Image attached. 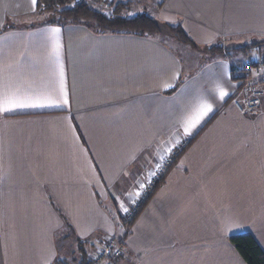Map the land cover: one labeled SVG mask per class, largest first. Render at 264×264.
I'll return each mask as SVG.
<instances>
[{"label": "crops", "instance_id": "crops-1", "mask_svg": "<svg viewBox=\"0 0 264 264\" xmlns=\"http://www.w3.org/2000/svg\"><path fill=\"white\" fill-rule=\"evenodd\" d=\"M111 1L182 26L200 49L168 32L35 23L38 0H0V103L47 105L0 112V264L72 262L122 238L126 205L190 141L117 264H246L230 238L264 251V102L238 112L239 54L205 48L264 42V0Z\"/></svg>", "mask_w": 264, "mask_h": 264}, {"label": "trees", "instance_id": "trees-1", "mask_svg": "<svg viewBox=\"0 0 264 264\" xmlns=\"http://www.w3.org/2000/svg\"><path fill=\"white\" fill-rule=\"evenodd\" d=\"M110 2L107 3L108 10L106 11L103 6L104 3L100 0H80L79 2L77 0H38L36 14L42 19V24L44 25H80L98 34L155 37L164 32H168L179 42L191 49H200L182 26L161 24L146 13L129 18L125 15V12L129 11L128 9L122 8L120 4L114 6V3L112 4V1ZM263 46L264 42L237 48L216 45L206 47L205 50L212 56L225 55L230 57L231 55L240 54L249 57L252 55L253 50L258 49L257 51H260L259 49ZM257 54L263 55L261 52H257ZM233 73L234 76L237 75L239 77L236 80H240L243 71L237 68ZM181 83L180 81L171 93L177 91ZM191 143L192 141L186 147ZM136 219L131 222L130 229ZM122 220L125 229L126 213L122 215ZM230 242L246 264H264V251L253 235L242 234L233 236L230 238ZM80 254L81 257L74 259L72 262L59 260L55 264H92L87 252L83 251ZM121 259L117 260L116 264Z\"/></svg>", "mask_w": 264, "mask_h": 264}, {"label": "built area", "instance_id": "built-area-1", "mask_svg": "<svg viewBox=\"0 0 264 264\" xmlns=\"http://www.w3.org/2000/svg\"><path fill=\"white\" fill-rule=\"evenodd\" d=\"M241 79L238 81L239 95L233 99L235 108L241 114H254L258 112L264 102V54L254 55L246 62L242 69ZM186 147V143L179 144L162 160L159 167L147 181L145 190L138 198L131 210L126 213L124 236L122 238L108 237L97 250L90 255L92 264H116V261L126 254L125 239L130 230V224L143 211L147 203L163 183L177 159Z\"/></svg>", "mask_w": 264, "mask_h": 264}, {"label": "snow or ice", "instance_id": "snow-or-ice-1", "mask_svg": "<svg viewBox=\"0 0 264 264\" xmlns=\"http://www.w3.org/2000/svg\"><path fill=\"white\" fill-rule=\"evenodd\" d=\"M33 4L36 3V0H32ZM58 31V30H57ZM226 95V93H221V98ZM65 103H67V100L65 99ZM47 106L45 103L40 101H23L20 99H8L5 100L3 103H0V112H10L17 108H28V107H44ZM211 106L207 105L205 108L200 112L199 116L196 117V120L193 122L192 126H195L196 123L199 122V120L207 114V112H210ZM186 134L188 133V129H185ZM127 211V209H124Z\"/></svg>", "mask_w": 264, "mask_h": 264}, {"label": "rangeland", "instance_id": "rangeland-1", "mask_svg": "<svg viewBox=\"0 0 264 264\" xmlns=\"http://www.w3.org/2000/svg\"><path fill=\"white\" fill-rule=\"evenodd\" d=\"M90 1V0H89ZM101 2H103L104 4H103V6H104V8L106 9V11L108 10V2H110L111 0H100ZM144 1V0H143ZM153 2V0H146V1H144L146 4L147 3H149V2ZM111 3V2H110ZM112 4H113V2H112ZM102 5V4H101ZM34 22L35 23H39V22H43L42 21V19H39V18H36V20H34ZM254 55H258L257 53H255V54H252V55H250L249 57H245L244 55L242 56V55H236L239 59H236V62H240V63H242V66H244V64H243V62L246 60V58H247V60H246V62L247 61H249ZM232 56H234V55H232ZM245 62V63H246ZM147 184H148V182H146L144 185H142L141 187H140V189H139V192H138V194H137V197H136V200H137V198H138V195H140L144 190H145V188H146V186H147ZM152 198V197H151ZM136 200H135V202H136ZM150 201V200H149ZM135 202L134 203H132L131 204V206H127L126 205V207L124 208V209H127V211H129V210H131L132 209V207L134 206V204H135ZM148 204V203H147ZM127 211H125L124 210V214L125 213H127Z\"/></svg>", "mask_w": 264, "mask_h": 264}, {"label": "water", "instance_id": "water-1", "mask_svg": "<svg viewBox=\"0 0 264 264\" xmlns=\"http://www.w3.org/2000/svg\"><path fill=\"white\" fill-rule=\"evenodd\" d=\"M80 0H77V2H79Z\"/></svg>", "mask_w": 264, "mask_h": 264}]
</instances>
